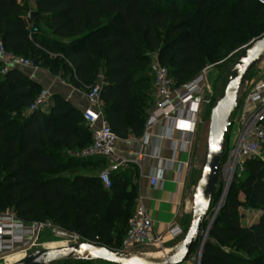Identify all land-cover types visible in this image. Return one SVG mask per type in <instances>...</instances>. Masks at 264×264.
Here are the masks:
<instances>
[{
    "label": "trees",
    "instance_id": "trees-1",
    "mask_svg": "<svg viewBox=\"0 0 264 264\" xmlns=\"http://www.w3.org/2000/svg\"><path fill=\"white\" fill-rule=\"evenodd\" d=\"M32 11L38 24L24 4L0 0V44L86 91L100 83L103 116L119 138L140 135L153 106L152 53L178 88L207 68L231 64L264 35V6L256 0H34ZM41 90L18 68L0 66V216L28 226L50 222L121 250L135 188L123 174L111 173L105 188L98 175L84 173L97 162L78 156L91 143L82 112L59 96L46 109L29 110ZM239 194L260 211L250 225L240 221ZM263 262L264 160L251 158L229 185L200 264Z\"/></svg>",
    "mask_w": 264,
    "mask_h": 264
},
{
    "label": "built area",
    "instance_id": "built-area-1",
    "mask_svg": "<svg viewBox=\"0 0 264 264\" xmlns=\"http://www.w3.org/2000/svg\"><path fill=\"white\" fill-rule=\"evenodd\" d=\"M30 5L34 4V0H29ZM264 6V0H256ZM29 8L26 17L33 22L31 17L32 8ZM36 31V29H32ZM0 66L2 72L8 68H34L35 65L30 59L17 56L7 52L0 44ZM206 70L193 78L180 89L176 90L173 86V80L169 75L166 67H164L158 59L156 53L151 54L150 74L152 76V96L153 107L149 111L147 125H153L159 119L174 116L179 118L180 113L186 110L187 115L183 118L187 126L190 137L186 140V145L191 148L193 146V135L195 128L199 122L203 103H211V99H206V93L209 89L206 82ZM250 81L245 80L240 88L239 97L244 96L248 101L255 105L250 112L244 125L241 128L231 130L233 114L231 116V124L228 127L226 135L233 134L231 141L226 136V146L224 149V160L221 177L226 179L224 190H226L231 181L236 177L239 178L244 172V162L247 159L259 158L264 160V100L261 90L264 89V83H258L254 87L250 86ZM50 94L47 89H42L35 98L29 110L46 109L49 105ZM87 107L82 111V117L85 125L91 133V143L85 147L79 154V157L100 158L111 160L114 162L110 167L103 168L98 173V178L105 188L111 187V172L119 166L125 165L128 161L124 158L117 157L118 136L112 131L109 124L105 120L102 113V101L100 99V83L89 88L85 95ZM212 105V103H211ZM234 113V112H233ZM144 161L136 158L135 164L140 165ZM222 178H220L221 185ZM149 183L155 187L158 178L155 175L149 177ZM211 221L206 222L201 228V235L206 234ZM41 225V224H40ZM40 225H25L16 220L12 214L2 216L0 220V250L7 249L8 244H2L1 241L6 235L13 244L22 243V238L15 236L22 235L21 231H34L35 227ZM161 236L154 228V223L140 201H137L132 216L128 221L126 234L124 236L121 250L127 252H135L139 247H160Z\"/></svg>",
    "mask_w": 264,
    "mask_h": 264
},
{
    "label": "crops",
    "instance_id": "crops-1",
    "mask_svg": "<svg viewBox=\"0 0 264 264\" xmlns=\"http://www.w3.org/2000/svg\"><path fill=\"white\" fill-rule=\"evenodd\" d=\"M16 1L24 4L27 10L31 7L29 0ZM33 6L34 4L32 9ZM211 69L213 68L206 70L208 87H210L208 73ZM19 71L38 83L42 89H47L50 97L59 96L80 112L87 107L85 98L87 91L73 85L68 76L65 77L61 73L52 74L39 65L34 68H22ZM247 79L250 81L251 87L258 83H264V58L253 67L251 75ZM181 87L175 89L178 90ZM261 95L264 100V89L261 90ZM211 103L202 104L191 148L185 143L190 137L183 121L187 115L186 110L180 113L179 118L171 116L159 119L153 125H147V118L152 106L147 111L143 131L140 135L118 137L116 155L128 162L111 173L113 175L123 174L135 188L136 203L140 201L147 209L155 230L161 236L160 247H150L160 250L154 252L156 255L176 248L181 243L185 230L190 223L191 192L196 177L192 159L197 137L203 130L206 122L205 115L209 112ZM51 104L52 101L49 102V105ZM254 107L255 105L244 96L238 98L232 118V120L235 118L233 121L236 128H241L244 125ZM142 157L144 161L140 165H136V158L141 161ZM88 161L97 162V167L93 170L86 169L84 173L94 175H98L101 169L110 167L114 163L111 160L100 158H89ZM151 175L158 178L155 187L149 183ZM182 264H194L193 257L188 256Z\"/></svg>",
    "mask_w": 264,
    "mask_h": 264
},
{
    "label": "water",
    "instance_id": "water-1",
    "mask_svg": "<svg viewBox=\"0 0 264 264\" xmlns=\"http://www.w3.org/2000/svg\"><path fill=\"white\" fill-rule=\"evenodd\" d=\"M33 21L38 24L36 12H31ZM264 58V35L246 44L236 55L228 70L226 83L221 95L215 99L208 116L207 138L198 179L194 184L191 200V220L185 230L179 251L165 255L161 259H148L140 253L112 249L97 243L84 241L54 248H42L25 254L15 263L2 264H50L58 260L83 259L107 264H182L191 249L199 242L201 228L205 226L212 199L219 187L223 155L226 146V133L231 124V116L237 106L240 88L249 71ZM215 215L211 219V224ZM208 226L206 234L210 227ZM204 242H201L198 264ZM83 253L82 257H75ZM1 264V263H0Z\"/></svg>",
    "mask_w": 264,
    "mask_h": 264
},
{
    "label": "rangeland",
    "instance_id": "rangeland-1",
    "mask_svg": "<svg viewBox=\"0 0 264 264\" xmlns=\"http://www.w3.org/2000/svg\"><path fill=\"white\" fill-rule=\"evenodd\" d=\"M230 65L228 62H226L222 68L216 70L211 69L208 73V81L210 83V87L206 93L207 97L211 98L212 105L215 102V99L218 98L225 86L226 78L228 74V70L230 68ZM148 76L151 79L152 76L148 72ZM214 96V97H213ZM211 105V106H212ZM211 108V107H210ZM209 108V111H210ZM208 116L209 112L206 113L205 119L206 122L204 123V127L200 135L197 137L196 144H195V151L192 159V166L196 170V177L195 182L198 179V175L201 169L203 154L205 150V143L207 138V129H208ZM264 127V121L262 123ZM235 124H232L231 130L235 129ZM233 134H227L226 136L229 137V141H231ZM222 178V177H221ZM226 179L222 178V182L219 188V192L217 194V198L215 199L214 204L212 205L211 209H209L207 214V223L211 221L212 217L217 215V212L219 210V206L221 205L222 201L224 200L229 187L224 190ZM193 184V187H194ZM193 192V188H192ZM191 192V197H192ZM129 201L132 199V196L127 197ZM238 199L241 202L240 208H239V215H240V221L243 225H250L257 221L260 211L257 210L255 207H253L249 201H247L242 194L238 195ZM6 214H3L4 216ZM0 216V220L2 218ZM31 232V231H29ZM3 237L1 243L5 242L9 246L7 249L0 250V263L4 262H11L22 255L28 254L32 251L42 249L44 247H52V246H58V245H70L74 243L84 242L88 241L74 232L66 231L63 229H60L58 227L53 226L50 222H46L45 224H41L38 227H35L34 231H32L29 235L24 236L22 239V243L19 244H13L11 240L9 239V236L6 235ZM9 239V240H8ZM207 240V234L203 233L200 237L199 242L194 246V248L190 251V254L188 256L193 257L194 264H198V258L200 253V245L201 242H205ZM10 241V243L8 242ZM90 242V241H89ZM156 251H160L159 249H153L150 247H139L135 250V253H143L146 255V258L151 259ZM77 259H69V260H58L55 262H52L50 264H76ZM264 263V262H263ZM262 263V264H263ZM97 264V262H96Z\"/></svg>",
    "mask_w": 264,
    "mask_h": 264
},
{
    "label": "bare ground",
    "instance_id": "bare-ground-1",
    "mask_svg": "<svg viewBox=\"0 0 264 264\" xmlns=\"http://www.w3.org/2000/svg\"><path fill=\"white\" fill-rule=\"evenodd\" d=\"M22 235L20 236H15L16 238H23L24 236H27L29 235L31 232L29 231H21L20 232ZM4 239V238H3ZM9 240V239H8ZM10 243V241H8ZM2 244H6L5 242H3ZM58 246H65V245H58ZM58 246H52V247H44V248H54V247H58ZM174 251H179V247H176L174 249H170V250H167V251H164L163 253H160V254H155L151 259H161L163 258L165 255H167L168 253H172ZM84 254L81 253V254H77L75 255V257H82ZM140 256L142 257H145L146 258V255L143 254V253H140L139 254ZM24 257V255H22L21 257H19L18 259L14 260V261H11V262H4V263H15L16 261L22 259Z\"/></svg>",
    "mask_w": 264,
    "mask_h": 264
}]
</instances>
